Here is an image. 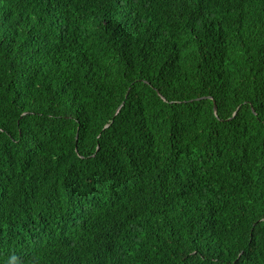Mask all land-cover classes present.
<instances>
[{
    "label": "trees",
    "instance_id": "obj_1",
    "mask_svg": "<svg viewBox=\"0 0 264 264\" xmlns=\"http://www.w3.org/2000/svg\"><path fill=\"white\" fill-rule=\"evenodd\" d=\"M0 264H264V0H0Z\"/></svg>",
    "mask_w": 264,
    "mask_h": 264
},
{
    "label": "water",
    "instance_id": "obj_2",
    "mask_svg": "<svg viewBox=\"0 0 264 264\" xmlns=\"http://www.w3.org/2000/svg\"><path fill=\"white\" fill-rule=\"evenodd\" d=\"M214 109H215V112H216V107Z\"/></svg>",
    "mask_w": 264,
    "mask_h": 264
}]
</instances>
